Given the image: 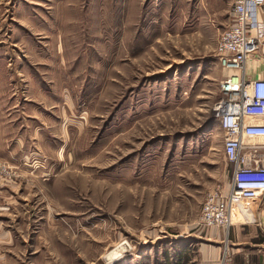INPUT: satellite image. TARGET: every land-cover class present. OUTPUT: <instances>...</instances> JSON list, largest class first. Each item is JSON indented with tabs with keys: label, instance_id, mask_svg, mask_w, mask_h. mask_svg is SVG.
Returning <instances> with one entry per match:
<instances>
[{
	"label": "rangeland",
	"instance_id": "obj_1",
	"mask_svg": "<svg viewBox=\"0 0 264 264\" xmlns=\"http://www.w3.org/2000/svg\"><path fill=\"white\" fill-rule=\"evenodd\" d=\"M234 2L0 0V264H220L249 225L200 222L232 179L213 107Z\"/></svg>",
	"mask_w": 264,
	"mask_h": 264
},
{
	"label": "built area",
	"instance_id": "obj_2",
	"mask_svg": "<svg viewBox=\"0 0 264 264\" xmlns=\"http://www.w3.org/2000/svg\"><path fill=\"white\" fill-rule=\"evenodd\" d=\"M262 6L264 0H235L231 23L217 46L219 65L230 75L220 83L213 115L233 172L228 192L217 190L207 197L200 222L228 232L235 223H255L253 204L264 197V141H257L264 140V78L246 77L248 60L264 43L255 15ZM9 175V167L0 164V179ZM220 264H236L232 249L224 251Z\"/></svg>",
	"mask_w": 264,
	"mask_h": 264
},
{
	"label": "crops",
	"instance_id": "obj_3",
	"mask_svg": "<svg viewBox=\"0 0 264 264\" xmlns=\"http://www.w3.org/2000/svg\"><path fill=\"white\" fill-rule=\"evenodd\" d=\"M255 15L256 23L264 31V6L255 9ZM228 75L230 72H227ZM246 77L248 80L264 78V43L258 53L248 60ZM3 127L5 125L0 120V158H12V149L9 151L11 146L4 143ZM253 208L255 223L233 228L231 246L236 264H264V197L254 202Z\"/></svg>",
	"mask_w": 264,
	"mask_h": 264
},
{
	"label": "bare ground",
	"instance_id": "obj_4",
	"mask_svg": "<svg viewBox=\"0 0 264 264\" xmlns=\"http://www.w3.org/2000/svg\"><path fill=\"white\" fill-rule=\"evenodd\" d=\"M237 220V218H236V216L234 217V222ZM238 221V220H237ZM252 221H254L253 219H252ZM123 245V243L122 244H119V245H117L116 247H115V249L114 250H112L111 252H109L106 256H105V258L109 255V254H113L117 249H119L120 248V246H122ZM105 258H103V259H105Z\"/></svg>",
	"mask_w": 264,
	"mask_h": 264
}]
</instances>
